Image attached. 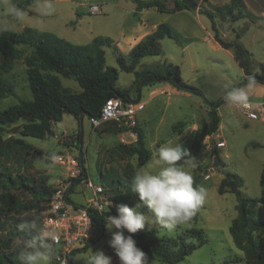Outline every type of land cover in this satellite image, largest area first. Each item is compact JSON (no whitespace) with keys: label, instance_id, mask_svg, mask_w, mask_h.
Wrapping results in <instances>:
<instances>
[{"label":"rangeland","instance_id":"obj_1","mask_svg":"<svg viewBox=\"0 0 264 264\" xmlns=\"http://www.w3.org/2000/svg\"><path fill=\"white\" fill-rule=\"evenodd\" d=\"M33 1L30 6H26L23 17L15 19L11 16L12 12L18 5H23L25 0H0V32L21 33L25 27H30L78 46L89 44L97 36L109 37L115 43L119 42L120 53L127 57L128 46L122 40L121 33L126 32V37L136 36L131 33L136 26L134 24L136 6L133 0ZM195 1L201 8L216 16L214 18L216 28L223 40L230 42L239 36L241 44L251 53L253 73L264 75V20L258 21L256 25L247 18L235 22L232 17L237 15L238 11H235L233 16L232 14L226 16V11L230 8V2L226 4L227 0ZM93 4L100 6V12L90 15L88 9ZM214 7L219 11H215ZM231 9L234 11L237 8L232 5ZM201 18L208 25L211 24L207 16L201 14ZM171 28L179 36L181 44L169 38L162 39L159 42L161 54L142 58L135 71L165 74L166 63L177 65L182 80L188 86L199 90L202 96L173 90L150 94L156 88L163 89L167 86L166 82L141 87V101L145 103V108L139 117L144 119L142 128L145 143L152 153V158L140 168L153 161L159 147L176 144L174 136L180 139L182 146L189 145L195 130L209 122L211 107L208 104L216 103L229 90L246 85L243 71L234 60L232 51L219 47L213 39L196 40L184 49L182 45L186 38L177 29ZM209 32L213 34L212 31ZM15 49L17 58L11 70L3 72L0 69V86L4 85L10 90V94L0 99V111L17 104L21 99H32L26 76V61L32 58L33 50L25 46H17ZM103 50L106 66L118 70L116 87L121 90L129 89L130 97L137 100L139 97L134 84L135 74L120 70L113 48L104 47ZM3 62L4 56L0 53V65ZM60 80L63 87L70 92L81 91L74 80L62 77ZM251 98L250 101H259L255 96ZM262 106L264 108V104ZM218 113L221 118L220 130L218 128L212 141L211 137L204 139L205 151L202 159L196 162V168L187 169L191 171L194 182H198V186H203L207 190L202 208L197 210L196 220L180 225L171 233L154 223L145 225L142 230L144 232L155 230L159 238H176L183 234L185 243L194 246L198 245V240L196 237L190 238L188 232L194 229L201 230L205 238L204 243L180 264H246L243 252L234 246L229 233L231 222L237 216L235 195L231 193L219 195L218 186L224 174H236L243 180L240 191L244 197L260 196L259 178L264 169V123H262L264 121L247 119L226 99L219 107ZM21 125L22 121H19L0 127V173L4 174L3 177L0 176V210L10 211L0 212V238H6L15 217L20 219L35 217L40 224L42 209L45 206L41 198L35 197L25 189L9 185L7 175L13 179L21 176L54 189L59 183L66 181L67 175L62 165L56 164L52 169L44 167L52 153L65 154L68 150L78 158L81 151L87 179L102 185L106 195L113 199L116 214L117 205L125 204L131 208L140 203L138 196L132 194V184L123 176L128 163L133 164L135 168L137 157H132L126 151L130 146V139L123 143L122 134H118L117 137L114 134L117 130L112 125L93 129L87 117L79 124L72 116L63 115L61 121L53 124L52 134L44 139L24 138L27 143L43 152V156L36 157H29L24 150L14 147L13 141L21 137L19 134ZM102 129L107 132H103ZM78 135L82 138L81 145ZM216 142H224L225 146L217 148ZM214 150L218 151L219 168L214 167L216 157L213 155ZM139 169L135 168L134 173ZM90 196V191L82 190L81 185H76L70 194L72 202L78 205H82ZM140 210L150 214L146 206H142ZM113 231L115 229L109 231L105 226L102 236L94 239L85 250L73 255V257L79 255L81 261H74L72 257L71 264H83L91 250L93 253L102 250L112 258V264H120L114 250L108 245ZM133 238L136 241L134 235ZM148 264L164 263L149 258Z\"/></svg>","mask_w":264,"mask_h":264},{"label":"trees","instance_id":"obj_2","mask_svg":"<svg viewBox=\"0 0 264 264\" xmlns=\"http://www.w3.org/2000/svg\"><path fill=\"white\" fill-rule=\"evenodd\" d=\"M168 1L170 0H133L136 5L134 18L138 20L139 14L143 10H155L161 13L189 10L177 0H171L174 7L168 9L166 6ZM191 1L196 4L195 0ZM236 1L239 2L240 0H233V2ZM32 3L33 0H25V3L18 5L17 9L24 11L25 6H29ZM197 7L198 12L207 16L210 20L214 41L221 48L232 51L234 60L243 70L244 84H248L249 78L253 77L256 83L264 85V75L253 74L251 54L241 44L239 36L237 35L234 41H224L216 28L214 14L199 5ZM215 11H219V9L215 8ZM228 12H231V10L229 9ZM11 16L17 18L15 11L12 12ZM164 38L172 39L177 44H181L179 36L169 25L160 24L152 34L137 44L127 57H124L117 47L113 45V41L107 37L99 36L93 39L90 44L78 46L59 39L52 34L39 32L32 28H24L21 33L0 32V53L4 56V62L0 65V69L3 72L11 70L17 58L15 47L25 46L33 50L32 58L26 61V76L32 99H21L17 104L1 110L0 127L22 121L19 131L21 137L13 141L14 147L18 150H24L29 157L43 156V152L40 149L27 143L23 138L44 139L47 135L52 134L53 124L61 121L63 115H70L81 124L79 121L80 116L82 118L96 117L105 101L109 98L117 97L123 100H132L129 95V89L121 90L116 87L118 70L106 66L103 47L113 48L121 71L135 74L134 84L138 94L143 86L168 82L178 91L202 96L199 90L188 86L182 80L180 69L177 65L166 63L165 74L151 71L142 73L135 71L136 65L142 58L161 54L159 41ZM59 76L74 80L81 91L73 93L69 89L64 88L61 85ZM8 94H10V90L4 85L0 86V99H4ZM225 97L218 100L216 104L214 102L208 104L211 107L208 124L195 132L190 145L183 146L192 157L196 158V162L202 159L205 151L204 139L212 137L218 131L220 117L217 109L222 105ZM110 125L116 128L115 125L111 123ZM116 130L120 132L119 129L116 128ZM135 132L137 133V139L134 144L127 147L126 151L137 157L136 168H140L149 162L152 158V153L146 148L139 127L135 129ZM213 155L219 158L218 151L214 150ZM80 164V176L74 180V185L86 178L82 154ZM134 171L135 168L128 163L123 176L130 184H132ZM3 175V173H0L1 177ZM6 180L9 185L25 189L35 197L41 198L40 200L45 202L42 213L45 212L54 189L44 183L37 184L35 181L21 176L13 179L10 175H7ZM198 184V182H194V186H198ZM259 185L261 193L258 198L243 196L240 191L243 186V180L236 174H225L218 186L219 195L226 193L235 195L237 216L231 222L229 233L234 246L243 252L246 264H264V169L260 174ZM132 194L137 196L133 192ZM201 208L202 205L197 210ZM197 210L190 222L196 220ZM0 212L6 213L10 211L0 210ZM109 215L115 216V210L103 215H98L97 213L92 215L93 225L98 232V237L103 235L106 224L105 217ZM41 219L42 217L40 218V224ZM22 220L24 219L15 217L11 228L6 233V238H0V264H20L18 259L19 245L22 240L31 239L34 235L32 232H21L18 229V225ZM188 234L190 238H197L198 245L186 244L183 234L178 235L176 238H159L156 236L155 230L148 232L140 230L134 236L138 248L146 253L148 259H156L164 264H180L205 241L201 230L194 229ZM73 255L70 256V264Z\"/></svg>","mask_w":264,"mask_h":264},{"label":"clouds","instance_id":"obj_3","mask_svg":"<svg viewBox=\"0 0 264 264\" xmlns=\"http://www.w3.org/2000/svg\"><path fill=\"white\" fill-rule=\"evenodd\" d=\"M14 11L17 18L23 17L22 10ZM254 83V78L250 77L247 88L250 89ZM225 99L232 105L248 107L249 97L245 88L229 90ZM59 159L52 153L44 167L54 168ZM196 167V158L180 143L165 144L157 149L153 161L134 173L132 192L138 196L140 203L131 208L125 204L117 205V214L106 217L105 226L109 231L115 229L108 245L114 250L120 264H148L146 253L137 247L133 238L145 225L154 223L171 233L192 219L207 196L203 186H194L191 171L187 170ZM142 206H146L150 214L142 212ZM18 229L34 233L31 239L22 240L19 245L20 264H51L54 255L52 242L58 240L60 234L39 224L35 217L22 220ZM73 260L81 261L79 255L74 256ZM83 264H112V258L102 250L95 253L91 250Z\"/></svg>","mask_w":264,"mask_h":264},{"label":"built area","instance_id":"obj_4","mask_svg":"<svg viewBox=\"0 0 264 264\" xmlns=\"http://www.w3.org/2000/svg\"><path fill=\"white\" fill-rule=\"evenodd\" d=\"M88 12L90 15H95L100 12V6L93 4L89 6ZM233 106L249 120H264L262 104L249 100L247 108ZM144 108L145 103L141 100H123L112 97L105 101L96 117H90L88 120L93 129H98L110 123L115 125L122 134L123 143L129 139L130 142L136 141L137 133L135 129L139 127L138 115ZM224 146V142H216L217 148ZM65 152V154L57 155L60 157L57 164L65 167L67 179L54 188L47 209L42 213L41 219L43 226L60 234L59 239L52 242L54 255L51 264H70L71 255L83 250L94 239L98 238L92 215L94 213L103 215L115 210L113 199L111 196L106 195L102 185L95 184L87 177L74 185V180L80 176V163L78 158H75L68 150ZM76 185H81L82 190H88L91 194L82 205L74 204L69 200L70 194Z\"/></svg>","mask_w":264,"mask_h":264},{"label":"crops","instance_id":"obj_5","mask_svg":"<svg viewBox=\"0 0 264 264\" xmlns=\"http://www.w3.org/2000/svg\"><path fill=\"white\" fill-rule=\"evenodd\" d=\"M34 2V1H33ZM230 2V10L231 12H228V10L226 11V16L232 14H235V11H238L237 15H234L232 18L233 21H238L239 19H245L247 18L252 24L256 25L258 21L260 20H264V0H240L239 2H233V0H227V3ZM235 6L237 9L232 11L231 6ZM30 6V5H29ZM136 6V5H135ZM166 6L168 9H172L174 7V4L172 3V1H168L166 3ZM217 8V7H214ZM135 9V8H134ZM134 9L132 11V14L134 12ZM26 11V6L25 9L23 11V13ZM193 11L191 10H180V11H175V12H169V13H159L155 10H143L142 12H140L139 14V19L138 20H134V24L136 25L134 27V30L131 31L132 34L136 35L134 38L131 37L130 35L128 37H126V32H122L121 33V38L122 40L127 44L128 49L126 50V53L129 52L137 45L139 44L141 41H143L147 36H149L150 34H152L156 28L160 25V24H167L170 25L171 27L177 29V31H179V33H181L186 39V42L182 45L183 48L185 49L186 47H188L189 44L193 43L196 40L202 41L205 39H213V34H211V32H209V30L211 31V27L210 25H208L206 22L203 21V19L201 18V14L197 11H195L194 13H192ZM216 16H214L215 18ZM17 19V18H15ZM25 28H30V27H25ZM33 29V28H32ZM36 30V29H35ZM38 31V30H37ZM40 32V31H39ZM99 37V36H97ZM102 37V36H100ZM96 37H94L93 39H95ZM109 38V37H107ZM61 39V38H59ZM92 39V41H93ZM111 39V38H110ZM240 39V38H239ZM64 40V39H62ZM112 40V39H111ZM91 41V42H92ZM113 41V40H112ZM161 41V40H160ZM159 41V42H160ZM214 41V39H213ZM225 41V40H224ZM90 42V43H91ZM215 42V41H214ZM229 42V41H227ZM89 43V44H90ZM216 43V42H215ZM217 44V43H216ZM113 45L117 47V49L120 52V45L119 42H114L113 41ZM218 45V44H217ZM119 46V47H118ZM219 46V45H218ZM220 47V46H219ZM104 48V47H103ZM102 48V49H103ZM226 50V49H225ZM104 51V50H103ZM231 51V50H230ZM249 52V51H248ZM250 53V52H249ZM127 54V56H128ZM251 54V53H250ZM233 55V53H232ZM105 56V55H104ZM252 58V57H251ZM140 62V61H139ZM237 63V62H236ZM139 64V63H138ZM137 64V65H138ZM136 65V67H137ZM135 67V69H136ZM243 71V70H242ZM254 74V73H253ZM243 78H244V74H243ZM60 80V77H59ZM61 82V80H60ZM163 83V82H161ZM167 86H165L163 89L159 90L158 88L154 89L153 91L150 92L151 95L154 94H158V93H163V92H171L173 91H178L176 90L170 83L166 82ZM62 85V83H61ZM247 85L246 84L244 87L247 89ZM63 86V85H62ZM171 87V88H170ZM78 92V91H77ZM247 94L249 97V100L252 99V96H255V98L259 99V101H252L254 103L257 104H264V85L261 83H254L253 86L250 89H247ZM138 99L141 100V93L138 94ZM132 99V98H131ZM144 103V102H143ZM219 112V108L217 109V113ZM141 114V113H140ZM139 114V115H140ZM138 115V122H139V129L143 135V139L145 142V134H144V130L142 128V122H144L143 117H139ZM219 115V113H218ZM220 117V116H219ZM261 121V120H258ZM264 121V120H262ZM261 121V122H262ZM220 123H221V118H220ZM264 123V122H262ZM220 124H219V130H220ZM198 130V129H197ZM195 130V132L197 131ZM103 132H107L104 131L102 129ZM114 134L119 137L118 134H121L120 132H114ZM195 134V133H194ZM193 134V137H194ZM179 135V134H178ZM216 136V135H215ZM212 136L210 138V141H212V139L215 137ZM192 137V140H193ZM79 141H80V145H81V135H78ZM24 139V138H23ZM25 140V139H24ZM173 140L175 141L174 143H180V139H176V137H173ZM191 140V142H192ZM135 141H131L130 145L134 144ZM191 144V143H190ZM189 144V145H190ZM175 145V144H174ZM33 146V145H32ZM146 146V143H145ZM188 146V145H185ZM183 147V146H182ZM147 148V147H146ZM148 149V148H147ZM149 150V149H148ZM150 151V150H149ZM81 152V151H79ZM151 152V151H150ZM82 154V152H81ZM132 157H136L135 155H132ZM131 164V163H130ZM133 166V164H131ZM134 167V166H133ZM136 168V166H135ZM139 169V168H138ZM74 189V188H73ZM73 191V190H72ZM72 193V192H71ZM69 199L71 200V198L69 197ZM72 201V200H71ZM85 203V202H84ZM83 203V204H84ZM78 205V204H77ZM81 205V204H80Z\"/></svg>","mask_w":264,"mask_h":264},{"label":"water","instance_id":"obj_6","mask_svg":"<svg viewBox=\"0 0 264 264\" xmlns=\"http://www.w3.org/2000/svg\"><path fill=\"white\" fill-rule=\"evenodd\" d=\"M177 1H179V2H181L183 5H185L189 10H191V11H197L198 10V7H197V5L193 2V1H191V0H177ZM226 96V95H225ZM224 96V97H225ZM218 102V101H217ZM216 102V103H217ZM215 103V104H216ZM82 116H80L79 117V121L81 122L82 121ZM78 160H79V163L81 162V152H79V155H78ZM80 166H81V164H80ZM219 166H220V160H219V158L218 157H215V159H214V167L215 168H219ZM223 172V171H222ZM224 173V172H223ZM225 175V174H224ZM82 176H84V175H82Z\"/></svg>","mask_w":264,"mask_h":264}]
</instances>
